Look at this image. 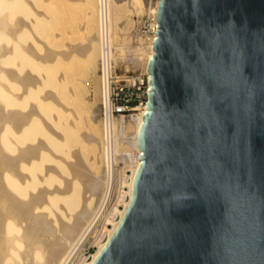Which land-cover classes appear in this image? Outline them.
<instances>
[{
	"label": "water",
	"instance_id": "1",
	"mask_svg": "<svg viewBox=\"0 0 264 264\" xmlns=\"http://www.w3.org/2000/svg\"><path fill=\"white\" fill-rule=\"evenodd\" d=\"M140 163L92 264H264V0H160Z\"/></svg>",
	"mask_w": 264,
	"mask_h": 264
},
{
	"label": "bare ground",
	"instance_id": "2",
	"mask_svg": "<svg viewBox=\"0 0 264 264\" xmlns=\"http://www.w3.org/2000/svg\"><path fill=\"white\" fill-rule=\"evenodd\" d=\"M159 1L147 5L145 0H108L113 44L114 31L119 30L118 22L125 8H145L154 18V34L138 40L144 54L139 59L132 56L127 38L117 35L121 46L114 44L116 62H131L147 73L150 56L154 54ZM43 3L51 6L47 15L39 10ZM55 3L0 0V43L4 42L0 46V264H69L79 248L92 240L90 230L115 189L116 205L122 207L115 205L105 216V225L111 228L102 229L103 240L93 237L96 250L89 259L73 262L92 264L128 208L140 163L137 138L145 108L116 120L114 161L123 165L119 189L118 179H114L118 168L107 163L100 175L96 172L100 107L93 109L84 95L91 73L97 74V52L103 60L110 55L103 48L99 30L92 37L87 32L84 43L66 40L60 49L49 50L48 43L41 42L39 35L47 42L70 39L72 35L71 27L60 33L55 31ZM92 12H85L88 19ZM79 31L90 29L82 25ZM32 41L45 46L44 53H36ZM120 49L122 53L117 54ZM98 92L101 96V86L98 89L95 84L94 95ZM89 151L95 154L86 159ZM125 170L130 174L126 175ZM59 174L65 178L59 179ZM95 200L99 203L96 211Z\"/></svg>",
	"mask_w": 264,
	"mask_h": 264
},
{
	"label": "rangeland",
	"instance_id": "3",
	"mask_svg": "<svg viewBox=\"0 0 264 264\" xmlns=\"http://www.w3.org/2000/svg\"><path fill=\"white\" fill-rule=\"evenodd\" d=\"M67 1H69V0H55L56 3H55L54 9L57 11L56 18L58 21V25L55 28V31H57V33L58 32L60 33V31L63 30L65 27H67V28L71 27V28H69L70 32L72 34L71 38L70 39H57V40L47 42V39H45L42 35H39L41 42L45 41L46 43H48L47 45H48L49 50L56 51V49H60L62 44L66 40H69L70 43H84V36L87 35V32H90V36L92 37L95 34H97V32L99 30L98 14H97V1L96 0H85L88 4H83L79 0H74L76 2H70L69 1L70 3ZM155 1L156 0H145V3L146 4L148 3L147 5H149L150 3H153ZM38 7H39V10H41V12L44 11V13H46V15L48 14L49 9L51 8V6L49 4H44V3ZM87 10L93 11L92 12L93 15L89 19L85 15V12ZM41 12L39 11V13H41ZM147 15H148V13H147L145 8L139 9V10L136 8H134V9L133 8L132 9L125 8L124 13L122 15V18L119 20L120 22H118L119 30L114 31V33L116 32L115 38H114V44L116 45V43H117L118 45H120V43L118 42L117 35H119V36L121 35L122 37H126L127 38V44L126 45L132 46L130 48V51L132 53V56L135 57L136 59H139V55L143 54V52L140 48V44L138 41L139 38L135 37V33L137 30H139V32L146 31V29L148 27ZM82 25H86L87 30L90 29V31H84V32L79 31V28H81ZM3 45H4V42H3V44L1 42L0 46H3ZM32 45L34 46L36 53L37 52H39L41 54L44 53L45 46H43V45L41 46L40 44L37 45L33 41H32ZM120 46H118V47H120ZM115 53H116V50H115ZM121 53L122 52L120 49V52H117V54H121ZM101 60H102V57L99 54V52H97V55H96V62H97V68H98V70L96 72L97 74L95 75V73L94 74L91 73L92 75H90L91 80H90V83L88 86V90H87L86 95H84L85 101L88 103V105H90L91 107H94L93 109H95V110L97 108L99 110V104H100V100H101V96H100L99 92L96 96L94 95L95 84L97 85L98 89H99V86H101L100 85L101 84V78H100V76H101L100 75ZM119 63L120 64L118 66H119V69L121 72H124V71H129V72L141 71V69H139V67L135 68L133 63L131 64V62H128L129 66L127 65V62L124 64V60H122V61L120 60ZM121 65H123V66H121ZM1 82L2 81H0V84H2ZM89 103H91V104H89ZM99 116H100V113H99ZM98 123L99 124L97 125V128L99 129L98 133L100 136V143H101L102 130H101L100 122H98ZM0 126H2V122H0ZM11 127L13 128V126H11ZM80 128L85 129V127H83V126H81ZM100 143H98L99 147L96 148V151L98 152V158H97L98 160L96 159V161L94 162L95 163L94 165L96 167V172L98 173V175H100L102 173V171L105 167L104 156H103L101 150L98 151L99 148L101 149ZM93 154H95V153H93L92 151L86 152V155H85L86 159L93 156ZM97 162H98V164H97ZM122 167H123L122 163H119L118 167H117L119 169V171L117 172L118 173L117 177H116V173H114V179L115 180L118 179V182H119L118 189L121 185V181L123 178V173L121 171ZM126 171L127 170H125V174L126 175L129 174L128 172L126 173ZM58 177H59V179L61 178V180H63L65 178L63 175H60V174ZM113 196H114V199H113ZM115 198H116V190L113 189L112 194H111V198L109 199L107 204L105 203V205L101 208V210H100L101 213H99V216H98L97 220L95 221L94 226L91 228L93 231L90 230L91 234L89 233V238H91V236H92V240H94L93 237H95L96 239L98 238V240H100V239L103 240L104 237L102 235H104V232H103L104 227L105 228H111V225H109V224L105 225V216L110 212V210L112 208H115L117 206ZM98 205H99L98 200H95V202L93 204V208L94 209L96 208V209L94 211H96L98 209L97 208ZM117 207L121 208L122 206L118 205ZM95 224H96V227H95ZM101 227H103V228H101ZM98 232H99V234H98ZM95 234H96V236H95ZM100 234H102L101 235L102 238H101ZM92 240L90 241V243L85 242V244H83L79 248L77 255L74 257V259H72L70 261L69 264H74L76 261H79L80 259L86 260V259H89L91 257V255L96 250V245ZM11 264H14V262H12Z\"/></svg>",
	"mask_w": 264,
	"mask_h": 264
},
{
	"label": "built area",
	"instance_id": "4",
	"mask_svg": "<svg viewBox=\"0 0 264 264\" xmlns=\"http://www.w3.org/2000/svg\"><path fill=\"white\" fill-rule=\"evenodd\" d=\"M108 0H97V14L99 31L103 36V48L110 56L102 59L100 63L101 78V100L99 121L102 130L100 143L101 152L104 156L105 165H112L113 169L118 167L115 163L116 157V120L119 117L144 110L148 94V74L144 71L121 72L119 62H116V53L108 20ZM148 27L146 31H136L135 37L145 39L154 34L152 25L153 16L147 15ZM107 60V61H106ZM130 174L127 170L126 173ZM126 189V188H125Z\"/></svg>",
	"mask_w": 264,
	"mask_h": 264
}]
</instances>
